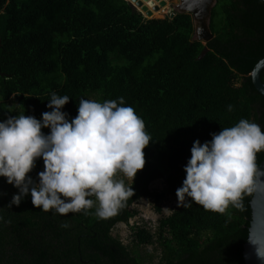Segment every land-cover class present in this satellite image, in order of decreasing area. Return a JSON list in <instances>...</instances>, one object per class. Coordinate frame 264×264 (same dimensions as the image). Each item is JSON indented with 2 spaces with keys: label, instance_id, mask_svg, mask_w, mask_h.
<instances>
[{
  "label": "trees",
  "instance_id": "obj_1",
  "mask_svg": "<svg viewBox=\"0 0 264 264\" xmlns=\"http://www.w3.org/2000/svg\"><path fill=\"white\" fill-rule=\"evenodd\" d=\"M155 3L157 10L143 0L148 17L159 16L166 1ZM210 28L214 37L204 44L192 38L190 14L147 19L126 0H0V121L23 113L40 119L51 111L52 93L70 97L62 109L69 120L80 98L122 97L152 138L145 166L128 184L133 197L107 219L95 206L65 216L45 212L30 195L9 208L18 189L0 177V264H153L111 233L135 214L130 206L148 197L161 211L163 194L150 184L161 178L175 195L195 140L209 141L242 118L264 129V96L249 75L264 57V0H217ZM42 170L37 159L29 175L38 182ZM252 194H244L242 210L230 205L223 214L195 202L175 208L160 219L155 240L132 226L134 244L157 242L155 264H244Z\"/></svg>",
  "mask_w": 264,
  "mask_h": 264
},
{
  "label": "clouds",
  "instance_id": "obj_2",
  "mask_svg": "<svg viewBox=\"0 0 264 264\" xmlns=\"http://www.w3.org/2000/svg\"><path fill=\"white\" fill-rule=\"evenodd\" d=\"M69 100L52 93L46 105L51 111L40 119L23 113L0 121V177L18 189L7 207L19 206L30 195L33 206L45 212L65 216L95 206L98 218L113 217L134 195L132 184L116 177L122 174L133 183L145 166L143 150L152 138L122 97L103 102L80 98L71 120L62 111ZM227 108L233 110L232 105ZM210 136L192 144L186 176L175 192L177 207L195 202L221 214L230 205L242 210L245 193L264 192V169L257 160L264 151V129L242 118ZM37 159L44 166L38 182L29 175ZM248 240L264 264V236Z\"/></svg>",
  "mask_w": 264,
  "mask_h": 264
},
{
  "label": "water",
  "instance_id": "obj_3",
  "mask_svg": "<svg viewBox=\"0 0 264 264\" xmlns=\"http://www.w3.org/2000/svg\"><path fill=\"white\" fill-rule=\"evenodd\" d=\"M134 11L140 12L144 17L150 15V11L147 5L143 4V0H126ZM148 1L149 5H154V9H158L159 5L155 2L158 1L160 5H164V0H144ZM134 2L136 4H134ZM217 0H178V3H173L170 19L174 17L176 13H188L191 15L194 26L193 40H199L204 44L214 37V34L210 28V22L212 17V9L215 6ZM141 6V10L138 8ZM143 11H146L144 14ZM208 47H204L198 59H201ZM264 69V57L260 59L253 67L249 74L252 78V83L255 89L264 96V82L261 79V71ZM0 75L5 76V73L1 72ZM261 169H264V155L259 164ZM251 218L248 227V237L243 244V258L244 264H261L254 254L253 246L249 243V236L252 238H258L264 236V192L254 191L250 200Z\"/></svg>",
  "mask_w": 264,
  "mask_h": 264
},
{
  "label": "rangeland",
  "instance_id": "obj_4",
  "mask_svg": "<svg viewBox=\"0 0 264 264\" xmlns=\"http://www.w3.org/2000/svg\"><path fill=\"white\" fill-rule=\"evenodd\" d=\"M176 2L177 0H167L166 5H168L169 10L166 6H163L161 12L159 13V16L153 18H170V14L172 11L171 8L173 6V3ZM10 103L14 104L13 98L11 99ZM117 179H124L126 185L131 182V179L124 177L122 174H118ZM150 188L152 189V191L163 194L162 200L160 201L161 211L158 212L156 210L155 203L152 198L143 197L130 206L131 211H134L135 214L129 218V221L127 223H117L112 228L111 233L114 237H117L124 245H126L129 250L133 252L137 251L144 258V260L151 261V263L155 264L158 262L161 256V250L158 246V243L153 242L151 244L135 246L133 241L132 226L143 227L144 229L148 230L154 236L155 240L158 234L160 219L162 217L170 215L171 212L178 207L176 203V195H172L167 191V185L163 179L160 178L154 180L150 184Z\"/></svg>",
  "mask_w": 264,
  "mask_h": 264
},
{
  "label": "crops",
  "instance_id": "obj_5",
  "mask_svg": "<svg viewBox=\"0 0 264 264\" xmlns=\"http://www.w3.org/2000/svg\"><path fill=\"white\" fill-rule=\"evenodd\" d=\"M166 1H167V0H166ZM164 6H166V7H167V9L169 10V7H168V5H166V4H165Z\"/></svg>",
  "mask_w": 264,
  "mask_h": 264
},
{
  "label": "bare ground",
  "instance_id": "obj_6",
  "mask_svg": "<svg viewBox=\"0 0 264 264\" xmlns=\"http://www.w3.org/2000/svg\"><path fill=\"white\" fill-rule=\"evenodd\" d=\"M176 3H178V0H177V2H176ZM163 14H165V13H163ZM163 14H162V15H163ZM152 18H153V17H152Z\"/></svg>",
  "mask_w": 264,
  "mask_h": 264
}]
</instances>
